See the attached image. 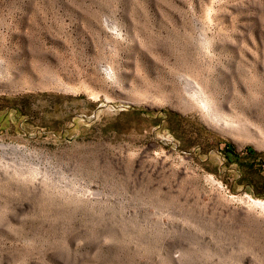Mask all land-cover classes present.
<instances>
[{
    "label": "rangeland",
    "instance_id": "1",
    "mask_svg": "<svg viewBox=\"0 0 264 264\" xmlns=\"http://www.w3.org/2000/svg\"><path fill=\"white\" fill-rule=\"evenodd\" d=\"M252 199L264 0H0V264H264Z\"/></svg>",
    "mask_w": 264,
    "mask_h": 264
},
{
    "label": "bare ground",
    "instance_id": "2",
    "mask_svg": "<svg viewBox=\"0 0 264 264\" xmlns=\"http://www.w3.org/2000/svg\"><path fill=\"white\" fill-rule=\"evenodd\" d=\"M107 75L110 78L114 77L113 72H108ZM181 90V98L186 107L197 109L205 119L218 118L222 115V102L216 98L213 91L209 90L206 85L192 78ZM252 202L255 206L258 205L264 209V202L253 201V199Z\"/></svg>",
    "mask_w": 264,
    "mask_h": 264
}]
</instances>
